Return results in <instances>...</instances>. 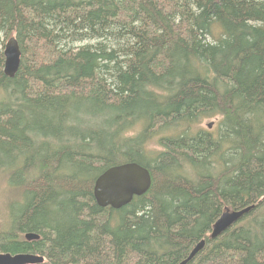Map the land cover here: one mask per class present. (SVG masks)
I'll use <instances>...</instances> for the list:
<instances>
[{
    "label": "trees",
    "instance_id": "16d2710c",
    "mask_svg": "<svg viewBox=\"0 0 264 264\" xmlns=\"http://www.w3.org/2000/svg\"><path fill=\"white\" fill-rule=\"evenodd\" d=\"M1 35L22 60L10 79L0 52V253L180 264L205 240L188 264H264V0H0ZM125 163L149 192L100 207Z\"/></svg>",
    "mask_w": 264,
    "mask_h": 264
},
{
    "label": "water",
    "instance_id": "95a60500",
    "mask_svg": "<svg viewBox=\"0 0 264 264\" xmlns=\"http://www.w3.org/2000/svg\"><path fill=\"white\" fill-rule=\"evenodd\" d=\"M3 54L5 58L3 72L5 76L13 79L19 71L22 60V50L16 37H11L8 40ZM151 186L152 176L148 169L137 163H125L109 168L97 178L94 197L100 207L120 210L132 203L136 197L147 194ZM254 208L253 205L242 210L225 209L214 223L210 238L212 240L219 238ZM40 238V235L34 233L25 235L27 241L40 240ZM205 245V240L198 243L180 264L190 263L204 249ZM44 262L45 258L42 255L0 253V264H44Z\"/></svg>",
    "mask_w": 264,
    "mask_h": 264
},
{
    "label": "rangeland",
    "instance_id": "374dc122",
    "mask_svg": "<svg viewBox=\"0 0 264 264\" xmlns=\"http://www.w3.org/2000/svg\"><path fill=\"white\" fill-rule=\"evenodd\" d=\"M216 32L218 30L216 29ZM14 35L11 36H5L1 35L0 36V52L4 53L5 46L8 42V40L13 37ZM2 98V95L0 94V99ZM209 125H211V128H209ZM218 125H219V118H210V119H205L201 121L198 125V127L201 130H205L214 134L218 133ZM8 195L9 192L6 187V178L3 175H0V218H2L1 213L6 212L7 210V204H8Z\"/></svg>",
    "mask_w": 264,
    "mask_h": 264
}]
</instances>
